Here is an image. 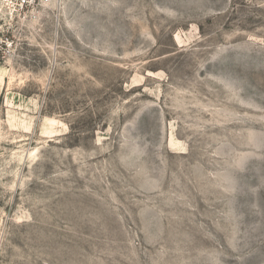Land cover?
<instances>
[{
  "label": "rangeland",
  "instance_id": "rangeland-1",
  "mask_svg": "<svg viewBox=\"0 0 264 264\" xmlns=\"http://www.w3.org/2000/svg\"><path fill=\"white\" fill-rule=\"evenodd\" d=\"M7 1L0 264H264V0Z\"/></svg>",
  "mask_w": 264,
  "mask_h": 264
},
{
  "label": "built area",
  "instance_id": "built-area-1",
  "mask_svg": "<svg viewBox=\"0 0 264 264\" xmlns=\"http://www.w3.org/2000/svg\"><path fill=\"white\" fill-rule=\"evenodd\" d=\"M56 2L58 0H20L19 6L16 8L19 21L25 23L39 20L42 13L46 12ZM17 45L18 43L12 37L0 36V58L11 54Z\"/></svg>",
  "mask_w": 264,
  "mask_h": 264
},
{
  "label": "bare ground",
  "instance_id": "bare-ground-1",
  "mask_svg": "<svg viewBox=\"0 0 264 264\" xmlns=\"http://www.w3.org/2000/svg\"><path fill=\"white\" fill-rule=\"evenodd\" d=\"M7 2H8L7 4L9 5V8L12 10V1L8 0ZM8 5H7V6H8ZM0 8H1V7H0ZM9 8H8V9H9ZM1 68H2V67H1ZM1 70H2V69H1ZM0 72H1V71H0ZM4 75H5V74H4ZM4 75H3V76H4ZM1 80H2V79H1Z\"/></svg>",
  "mask_w": 264,
  "mask_h": 264
},
{
  "label": "crops",
  "instance_id": "crops-1",
  "mask_svg": "<svg viewBox=\"0 0 264 264\" xmlns=\"http://www.w3.org/2000/svg\"><path fill=\"white\" fill-rule=\"evenodd\" d=\"M0 102H1V96H0Z\"/></svg>",
  "mask_w": 264,
  "mask_h": 264
}]
</instances>
